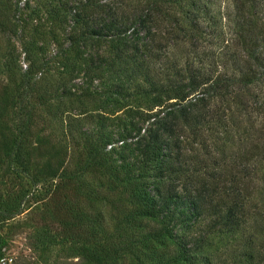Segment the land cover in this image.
<instances>
[{"label": "trees", "instance_id": "1", "mask_svg": "<svg viewBox=\"0 0 264 264\" xmlns=\"http://www.w3.org/2000/svg\"><path fill=\"white\" fill-rule=\"evenodd\" d=\"M19 3L0 0L4 167L88 203L68 208L73 234H43L47 259L264 264V0ZM38 120L80 150L59 177L34 163ZM23 202L1 200L0 220Z\"/></svg>", "mask_w": 264, "mask_h": 264}, {"label": "rangeland", "instance_id": "2", "mask_svg": "<svg viewBox=\"0 0 264 264\" xmlns=\"http://www.w3.org/2000/svg\"><path fill=\"white\" fill-rule=\"evenodd\" d=\"M28 0H20L19 10L21 18L27 13L23 6ZM9 37L0 34V44L4 47ZM10 44L16 48L14 53L19 58L18 66L25 71L27 63L21 53L20 45L15 39ZM50 49V53H51ZM80 84V82H76ZM92 109V108H89ZM7 114V113H6ZM3 119L0 127V143L5 132V124L11 128L9 122L13 115L11 111ZM33 158L35 165L40 168L51 166L56 176L65 169H73L82 159L80 150L62 136L61 131L54 124H45L38 120L35 129ZM34 174L20 180L4 167L0 150V201L12 198L17 194L24 196L23 212L8 220H0V247L15 259V264H53L48 255L42 252L39 240L43 234L52 236H69L74 232L73 221L69 214V206L82 212L88 208L87 200L73 185L64 180L48 181L44 186H33ZM88 180L97 187L98 179L90 174ZM56 182V183H55ZM96 211V207L94 206ZM62 250L64 252H62ZM52 255L58 256V264H74L68 250L60 246L55 247ZM51 255V256H52ZM54 256L51 258L53 259Z\"/></svg>", "mask_w": 264, "mask_h": 264}, {"label": "built area", "instance_id": "3", "mask_svg": "<svg viewBox=\"0 0 264 264\" xmlns=\"http://www.w3.org/2000/svg\"><path fill=\"white\" fill-rule=\"evenodd\" d=\"M15 259L10 254H7L4 252V250H1L0 252V264H15Z\"/></svg>", "mask_w": 264, "mask_h": 264}]
</instances>
